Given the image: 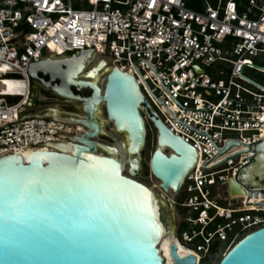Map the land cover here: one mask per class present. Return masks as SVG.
Returning a JSON list of instances; mask_svg holds the SVG:
<instances>
[{
	"label": "built area",
	"instance_id": "built-area-1",
	"mask_svg": "<svg viewBox=\"0 0 264 264\" xmlns=\"http://www.w3.org/2000/svg\"><path fill=\"white\" fill-rule=\"evenodd\" d=\"M85 52L133 75L150 109L199 154L180 193L171 191L185 196L190 227L175 245L202 264L264 228V187L231 189L264 139V86L251 77L264 74V0L202 10L186 0H0V160L84 132L52 116L67 115L36 97L31 73ZM230 142L240 145L223 153Z\"/></svg>",
	"mask_w": 264,
	"mask_h": 264
},
{
	"label": "water",
	"instance_id": "water-1",
	"mask_svg": "<svg viewBox=\"0 0 264 264\" xmlns=\"http://www.w3.org/2000/svg\"><path fill=\"white\" fill-rule=\"evenodd\" d=\"M94 59L92 52H85L35 65L45 72L54 69L62 85L52 88L60 98L83 103L84 116L61 117L58 109L52 116L84 132L54 145L53 151L0 160V264H166L159 246L164 227L173 232L155 192L136 180L149 137L143 112L159 132L149 173L164 193H180L199 154L150 112L133 75L103 61L96 68L111 67L104 87L89 76L83 79L86 63ZM35 66L32 79H38ZM74 89L91 96H78ZM104 110L115 133L128 142L129 176L120 148L99 141L108 137L99 118ZM239 145L230 142L223 153ZM251 151L254 157L231 181L232 195L264 187V139ZM170 251L175 264H198L194 255L182 258L175 244ZM220 264H264V228L243 238Z\"/></svg>",
	"mask_w": 264,
	"mask_h": 264
},
{
	"label": "rangeland",
	"instance_id": "rangeland-1",
	"mask_svg": "<svg viewBox=\"0 0 264 264\" xmlns=\"http://www.w3.org/2000/svg\"><path fill=\"white\" fill-rule=\"evenodd\" d=\"M189 7L193 8L195 10H202L203 6L205 5L206 1L210 3V5L215 4V0H186ZM97 60V59H95ZM96 67V62L92 66L88 68V71L90 72L93 68ZM251 77L253 80H255L258 84L264 86V74L258 73V72H253L251 74ZM103 87L105 84L102 85ZM45 103L48 105H53L55 106V101L53 100H45ZM60 108V107H59ZM62 110V108H60ZM104 119H106V113L105 111L103 112ZM102 121V120H101ZM150 129L151 131L149 132V137H148V142L147 146L145 149L144 157H143V162H144V168L143 171L140 173L138 176V180L145 183L147 186L152 188L158 196L162 198L163 191L160 188V183L153 178L150 173H149V165L153 156V153L156 151L158 144H157V139H158V133L156 127H154L152 124H150ZM106 131L108 134V137H104L100 139V142L107 143V144H116L120 148H122V144L125 142V136L124 135H119L116 134L114 131V128L112 125H107L106 126ZM129 166L127 167V170H125L126 174L128 175L129 172ZM185 196L179 197V198H174L171 193L167 196V200L165 201L164 198H162V201H165L167 206L163 209V217L164 221L168 224L169 228L174 234L179 233L181 230V227H189L186 224H184V219L188 217V210L183 209L180 205H174L173 201H176L178 204L183 203ZM182 225V226H181ZM190 228V227H189ZM183 230V229H182ZM187 248H189L187 246ZM227 249L223 248L219 253L214 255L213 257L209 258L202 264H220V262L223 260V258L227 254Z\"/></svg>",
	"mask_w": 264,
	"mask_h": 264
},
{
	"label": "flooded vegetation",
	"instance_id": "flooded-vegetation-1",
	"mask_svg": "<svg viewBox=\"0 0 264 264\" xmlns=\"http://www.w3.org/2000/svg\"><path fill=\"white\" fill-rule=\"evenodd\" d=\"M75 57H76V55H71V56H68V57H64L62 59H55V58L54 59H50L49 61L51 62V61L69 60V59H74ZM93 64L94 63L92 61H89V62L86 63V66H87V70L85 72L86 74L89 72L88 68L90 66H92ZM35 69H36V75L38 76V79H33V85H34V91H35V94H36L37 98H39V99L42 98V99H45V100H53V101H55V105H57L60 108H62L63 112L66 115H68V116L79 117V116H84L85 115L84 112H83V103L73 102V101H70V100L62 99L53 91L52 87H56V86H61L62 85V81L60 80L59 76L55 73L53 68L48 70V72H45L43 70L41 71V69L39 70L38 67H36V66H35ZM41 72H44L45 74H42ZM86 74L82 76L83 79L87 78ZM73 91H74V93L76 95L81 96V97H89V96H91V93L89 91H84V92H81V93L78 92L76 89H74ZM150 112L152 114H156L151 109H150ZM143 116H144V118L146 120L148 132H150L151 131L150 124H152L154 127H155V125L153 124V122L151 121V118L149 117V115L147 113L143 112ZM158 119L160 120L159 116H158ZM157 133L159 135L158 130H157ZM102 138H104V137H102ZM102 138H100V139H102ZM128 176H129V173H128ZM136 180H138V177L136 178ZM143 184H145V183H143ZM176 205H180V204H178L176 202L175 206ZM184 224H185V222H184ZM182 229L183 228L181 227V230L179 231V233H177L178 235L183 231Z\"/></svg>",
	"mask_w": 264,
	"mask_h": 264
},
{
	"label": "bare ground",
	"instance_id": "bare-ground-1",
	"mask_svg": "<svg viewBox=\"0 0 264 264\" xmlns=\"http://www.w3.org/2000/svg\"><path fill=\"white\" fill-rule=\"evenodd\" d=\"M98 64H99V62H98ZM96 67L93 68L90 71V74L88 72L87 73V76H89L90 78H92V80L96 84L102 86L103 84L106 83V77L109 74V72L111 71V67L110 66H106V65L105 66H102L101 68H96ZM102 116L103 115L100 112L99 118L102 120L101 121L102 122V125L104 127V130L106 131V126L107 125H112V124L108 121L107 117H106V119H104ZM81 131H83V130L81 129ZM127 145H128V142H127V140H125V142L122 144V148H120L118 146L120 148V158H121V160L123 162V165H124V169L125 170H127V167L129 165V161L132 159L127 154V151H126ZM165 150H167V151L169 150V152H171L170 154H172V151L170 149H165ZM129 169H130V166H129ZM155 194H156L157 204L158 205L161 204V210L163 211V209L167 206V204H166L165 201L167 200V196L169 194H166V193L163 192L162 198H164L165 201H162V198L160 196H158L156 192H155ZM163 214H164V212H163ZM164 235H165V237L163 239V242L159 246V248L161 249V252H162L161 254L164 257L166 264H175L174 261H173V259H172L171 251H170L171 246L174 245L175 242H176L175 241V234L174 233L170 234V231L167 229V227H164ZM176 245L178 246L179 255L182 258H184V257H186L188 255H191V252L188 249H186L185 247H183V245H181V244H176Z\"/></svg>",
	"mask_w": 264,
	"mask_h": 264
},
{
	"label": "trees",
	"instance_id": "trees-1",
	"mask_svg": "<svg viewBox=\"0 0 264 264\" xmlns=\"http://www.w3.org/2000/svg\"><path fill=\"white\" fill-rule=\"evenodd\" d=\"M186 229H187V227H184V228H183V231L186 230Z\"/></svg>",
	"mask_w": 264,
	"mask_h": 264
},
{
	"label": "snow or ice",
	"instance_id": "snow-or-ice-1",
	"mask_svg": "<svg viewBox=\"0 0 264 264\" xmlns=\"http://www.w3.org/2000/svg\"><path fill=\"white\" fill-rule=\"evenodd\" d=\"M159 228V226H157V229Z\"/></svg>",
	"mask_w": 264,
	"mask_h": 264
}]
</instances>
